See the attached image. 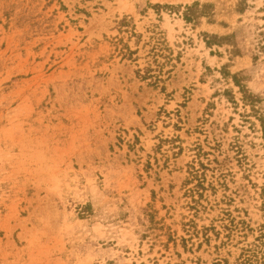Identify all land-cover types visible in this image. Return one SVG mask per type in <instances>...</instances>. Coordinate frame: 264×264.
I'll return each instance as SVG.
<instances>
[{
	"label": "rangeland",
	"instance_id": "374dc122",
	"mask_svg": "<svg viewBox=\"0 0 264 264\" xmlns=\"http://www.w3.org/2000/svg\"><path fill=\"white\" fill-rule=\"evenodd\" d=\"M222 71L264 103V0H0V264H264Z\"/></svg>",
	"mask_w": 264,
	"mask_h": 264
},
{
	"label": "trees",
	"instance_id": "16d2710c",
	"mask_svg": "<svg viewBox=\"0 0 264 264\" xmlns=\"http://www.w3.org/2000/svg\"><path fill=\"white\" fill-rule=\"evenodd\" d=\"M222 75L225 78H230L232 84L238 88V91L242 96L241 98L243 100L244 105H248L250 107V110L260 122L262 131L264 132V115L262 113L264 109V103H261L262 98L259 95L252 93L244 84V80H246L247 77L241 71L233 74L222 71ZM223 92L225 94H230L231 90L226 89Z\"/></svg>",
	"mask_w": 264,
	"mask_h": 264
}]
</instances>
